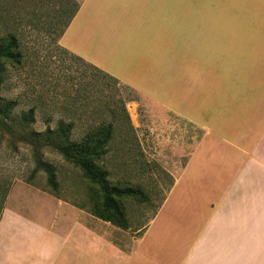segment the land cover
Listing matches in <instances>:
<instances>
[{
    "label": "crops",
    "instance_id": "1",
    "mask_svg": "<svg viewBox=\"0 0 264 264\" xmlns=\"http://www.w3.org/2000/svg\"><path fill=\"white\" fill-rule=\"evenodd\" d=\"M59 42L170 113L171 151L184 157L170 194L181 187L200 216L180 260L264 264V0H80ZM81 212L14 186L0 206V264H178L170 231L164 254L146 257L149 226L129 252Z\"/></svg>",
    "mask_w": 264,
    "mask_h": 264
},
{
    "label": "rangeland",
    "instance_id": "2",
    "mask_svg": "<svg viewBox=\"0 0 264 264\" xmlns=\"http://www.w3.org/2000/svg\"><path fill=\"white\" fill-rule=\"evenodd\" d=\"M28 1L16 0L13 4L0 0V33L15 32L22 52L19 64H7L1 85V94L17 101L6 121L17 120L22 112L34 109V121L30 126L28 123H14L6 129L0 121V206L14 186L32 185L52 194L46 184L45 172L41 169L32 172L35 155L28 144L29 129L43 131L63 121L72 125V138H78L85 130L101 122H111L112 137L103 158L109 179L112 184L138 186L147 197L121 198L129 221L128 227L123 229L110 222L100 227L99 218L92 214L96 199L95 185L55 149L42 146L39 158L53 166L58 196L79 206L82 222L87 219L93 223H85L94 227L96 221L97 232L110 235L122 249L132 251L134 242L149 226L146 240L138 247L140 254L146 257L155 252L163 255L170 231L180 237L171 246V253H176L178 264H200L199 261L204 259L202 256L192 259L184 256L180 260L186 245L181 238L188 232L191 234L193 224H190L199 221L200 216L195 210L197 202L193 197L187 198L181 187L170 194L174 182L171 173L176 170L175 163L177 159L180 163L184 161V157H176L171 151L174 137L167 119L170 113L165 110L163 117L153 113L146 108V101L152 100L141 97L118 79L95 70L88 62L80 60L60 45L58 33L70 13L71 5L53 10L51 5L41 7L39 0H33L37 7L32 4L30 7ZM76 1L80 4V0ZM121 106L127 112L129 125L124 119L112 117V114L119 115ZM33 198L30 196L31 202ZM166 198L167 204L162 215L155 223H151V218ZM170 219L171 223L173 221L171 225L167 223ZM70 220L65 218V226ZM197 245L199 251L200 243ZM236 262L249 264V259L241 258ZM202 264H225V261L208 257Z\"/></svg>",
    "mask_w": 264,
    "mask_h": 264
},
{
    "label": "trees",
    "instance_id": "3",
    "mask_svg": "<svg viewBox=\"0 0 264 264\" xmlns=\"http://www.w3.org/2000/svg\"><path fill=\"white\" fill-rule=\"evenodd\" d=\"M15 4L16 0H5ZM38 1V0H37ZM41 7L51 5L54 9H63L71 5L69 15L63 22L62 28L58 33L62 35L64 29L76 13L79 3L76 0H39ZM46 1H49L46 3ZM28 6H34L33 0H29ZM32 4V5H31ZM47 4V5H46ZM35 10V9H34ZM78 57V56H77ZM82 60L80 57H78ZM22 59L20 49V41L13 31L0 33V121L6 129L11 128L14 123L26 124L28 126L34 121V109L29 108L26 112H22L17 120L6 121L10 118L17 101L7 98L1 94V85L5 79L7 64H19ZM91 65V64H90ZM95 70L103 72V70L91 65ZM113 118L124 119L129 125L128 115L125 108L121 106L119 115L112 114ZM113 125L111 122H101L99 125L85 130L78 138H72V125L59 121L54 128L46 127L43 131L34 129L28 130V144L35 155V166L32 172L41 169L46 174V184L50 187V192L58 196V187L55 180L54 168L52 165L42 161L39 158L40 148L42 146H50L59 152L63 158L77 166L82 174L95 185L94 195L96 199L92 205V214L101 220L108 221L120 228H127L129 221L125 212L122 197H140L146 199L144 191L138 186L127 185L126 183L112 184L109 179V171L103 162L104 155L107 152V144L112 137ZM29 179V178H28Z\"/></svg>",
    "mask_w": 264,
    "mask_h": 264
}]
</instances>
